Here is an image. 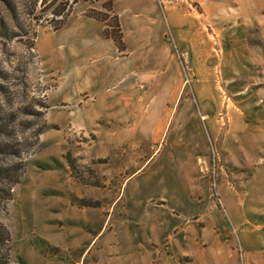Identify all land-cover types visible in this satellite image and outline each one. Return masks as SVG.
<instances>
[{"label":"rangeland","instance_id":"rangeland-1","mask_svg":"<svg viewBox=\"0 0 264 264\" xmlns=\"http://www.w3.org/2000/svg\"><path fill=\"white\" fill-rule=\"evenodd\" d=\"M71 1L0 0V264H158L154 252L198 264L172 237L139 238L164 207L181 212L158 182L176 163L196 245L221 222L252 244L232 245L239 264H264V0H76L61 24ZM94 25L116 68L145 76L141 108L97 110L94 67L110 61L100 47L94 59ZM162 73L191 104L168 110L173 139L160 125ZM189 118L204 135L196 160L174 148Z\"/></svg>","mask_w":264,"mask_h":264},{"label":"crops","instance_id":"crops-1","mask_svg":"<svg viewBox=\"0 0 264 264\" xmlns=\"http://www.w3.org/2000/svg\"><path fill=\"white\" fill-rule=\"evenodd\" d=\"M136 10L138 9L135 8L131 11L134 12ZM98 47L103 49L102 55L110 61V64H105L102 68H99L98 66L94 67L92 90L94 91V94L97 95V110L100 106L106 107L107 109L141 108L145 95H141L142 92L139 84L141 81L145 82V76L142 75V71L130 68L127 65V68L125 69L116 68L114 49L111 42L102 38L98 26L94 25V59L97 58V56H95V50ZM138 62L139 64L141 62L140 56ZM159 80L157 88V92L159 93L158 108L161 109V114L164 119L168 115L169 109L174 110V113L176 111V114L178 115L180 109L190 107V102L178 101L179 85L177 78L174 83L171 81V84L168 85L169 82L166 75L162 73L160 74ZM112 87L114 89L111 90ZM181 113L184 114L185 111H181ZM175 116H172L169 119L165 127L166 119H163L164 121L160 122V125L165 128L164 130L167 128L168 137L172 139L179 134L177 128L179 122H176L177 124H175V121L178 120L177 116L173 122ZM181 120H183V118H181ZM199 126L200 124L197 119L189 118L188 122L180 129L183 135L186 136L184 141L181 144H174V148L179 149L182 147L183 149H186L187 151L184 150L185 155L192 154L191 156L195 160L200 157L199 152H205L204 135ZM184 152L182 153L184 154ZM178 172L179 165L177 163L170 166H163L161 168L162 175L158 178L159 181H157L160 183V188L163 189L162 193H164V195H169L170 202H168V205L171 209L178 210V206L180 205L181 212L179 214L172 213L168 207H164L163 213L158 219V226L156 225L155 228L153 227L149 230H146V228L142 229V227L139 228V231L141 230L139 234L140 240L145 238L147 239V242L151 239L150 241L153 240V242L159 243L165 238L172 237L174 238V243L178 248V252L189 255L188 257H191L192 255L198 264H239L236 257V249L232 248V245L234 243L235 245L236 243L240 244L244 249V254H247L246 251L250 253L253 249L252 244H250L246 238L247 235L235 232L232 233V231L226 229L221 222H219L216 228L212 227L211 229L202 232V241L207 242V247L196 245L192 233H189V229L192 227V225L189 224V221L190 218L194 216V205L188 201L186 204L181 203V201L179 203L177 197L179 194V180L176 175ZM138 193L140 194V191ZM207 221L210 222L211 220L207 218ZM180 228L188 231L187 235L178 236V230ZM180 237L181 240L178 241ZM186 237L187 240H185ZM235 238L237 239L236 242H234ZM149 252L153 253L152 251ZM154 253V257L159 259L158 264H169L168 257L164 258L159 252ZM179 261L180 260L177 259L175 261L173 260L171 263L182 264L183 261Z\"/></svg>","mask_w":264,"mask_h":264},{"label":"trees","instance_id":"trees-1","mask_svg":"<svg viewBox=\"0 0 264 264\" xmlns=\"http://www.w3.org/2000/svg\"><path fill=\"white\" fill-rule=\"evenodd\" d=\"M49 1L52 2V1H56V0H43L44 3H48ZM75 2H76V0H72V1H71V4H68V5H67V8H66V9L63 8V10H61V11L58 12V13H60V18H61V19H60V20H61L60 23H61V24L64 23L66 17L68 16V14H69V12H70L71 5H72L73 3H75ZM61 24H60L59 26H57V28H59V27L61 26ZM116 27H117L118 34H119V35H118V40H117V42H118V44L124 45L123 42H122V36H121V33H120V27H119V24H118V23L116 24ZM120 49L123 50L124 48H120ZM3 235H4V233L1 231V232H0V237H1L2 239L5 238V236H3ZM5 262H6V261H5ZM5 262H4V264L7 263V262H6V263H5Z\"/></svg>","mask_w":264,"mask_h":264},{"label":"built area","instance_id":"built-area-1","mask_svg":"<svg viewBox=\"0 0 264 264\" xmlns=\"http://www.w3.org/2000/svg\"><path fill=\"white\" fill-rule=\"evenodd\" d=\"M211 178H212V186H215L216 184V178H217V173H218V168L220 166V156L218 151L215 149V147L212 145L211 146ZM240 251L241 248H239Z\"/></svg>","mask_w":264,"mask_h":264}]
</instances>
